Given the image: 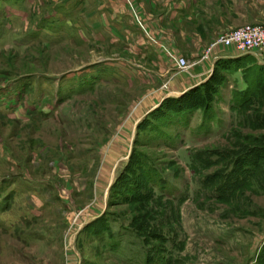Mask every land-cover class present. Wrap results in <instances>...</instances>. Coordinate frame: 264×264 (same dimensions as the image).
Returning <instances> with one entry per match:
<instances>
[{
	"label": "rangeland",
	"instance_id": "374dc122",
	"mask_svg": "<svg viewBox=\"0 0 264 264\" xmlns=\"http://www.w3.org/2000/svg\"><path fill=\"white\" fill-rule=\"evenodd\" d=\"M251 23L264 0H0V264H264V76L212 44Z\"/></svg>",
	"mask_w": 264,
	"mask_h": 264
},
{
	"label": "built area",
	"instance_id": "2783aa9c",
	"mask_svg": "<svg viewBox=\"0 0 264 264\" xmlns=\"http://www.w3.org/2000/svg\"><path fill=\"white\" fill-rule=\"evenodd\" d=\"M134 18L141 27V23L135 13ZM147 33V38L155 42L153 35L149 32ZM214 43L233 48L240 53L247 52L255 57H260V54H264V24L251 23L232 27L219 33L212 44ZM168 51L178 71L186 70L190 66V62L173 51L172 48H169Z\"/></svg>",
	"mask_w": 264,
	"mask_h": 264
},
{
	"label": "crops",
	"instance_id": "0c3cea01",
	"mask_svg": "<svg viewBox=\"0 0 264 264\" xmlns=\"http://www.w3.org/2000/svg\"><path fill=\"white\" fill-rule=\"evenodd\" d=\"M140 30V29H139ZM174 49H175V46H174ZM247 53V52H246ZM177 54H179V55H181V56H183L182 54H180V53H177ZM248 54H250L256 61H258V62H260V63H262V62H264V60L261 58V57H255L253 54H251V53H248ZM183 57H185L186 58V56L184 55ZM214 56H212L211 57V59L213 58ZM187 59V58H186ZM173 65H175L174 63H173ZM178 73H180V74H189V75H191L192 74V71H191V68L190 67H188L186 70H180V71H178ZM196 73H201V70H200V72H196ZM195 72H194V74H196ZM191 83V82H190ZM192 84H194L193 82L190 84V85H192ZM189 85V86H190ZM188 86V87H189Z\"/></svg>",
	"mask_w": 264,
	"mask_h": 264
},
{
	"label": "trees",
	"instance_id": "16d2710c",
	"mask_svg": "<svg viewBox=\"0 0 264 264\" xmlns=\"http://www.w3.org/2000/svg\"><path fill=\"white\" fill-rule=\"evenodd\" d=\"M256 70H257V73L259 76V78H257V82H260L262 80V77L264 76V62H262V63L258 62L256 65ZM247 82H246V84H247Z\"/></svg>",
	"mask_w": 264,
	"mask_h": 264
},
{
	"label": "water",
	"instance_id": "95a60500",
	"mask_svg": "<svg viewBox=\"0 0 264 264\" xmlns=\"http://www.w3.org/2000/svg\"><path fill=\"white\" fill-rule=\"evenodd\" d=\"M195 84H192V85H190L189 87H192V86H194ZM189 87H187V88H189Z\"/></svg>",
	"mask_w": 264,
	"mask_h": 264
}]
</instances>
